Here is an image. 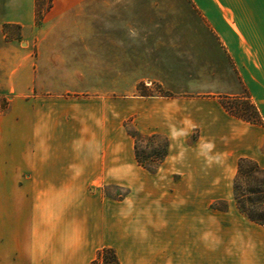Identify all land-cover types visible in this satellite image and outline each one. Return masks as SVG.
Wrapping results in <instances>:
<instances>
[{"label":"crops","instance_id":"obj_1","mask_svg":"<svg viewBox=\"0 0 264 264\" xmlns=\"http://www.w3.org/2000/svg\"><path fill=\"white\" fill-rule=\"evenodd\" d=\"M195 1L234 70L162 96L134 95L127 23L102 75V0H53L40 24L37 0H0V264H92L104 248L120 264H264V224L233 191L241 159L264 170V0ZM244 94L261 124L224 106ZM128 123L168 139L156 173Z\"/></svg>","mask_w":264,"mask_h":264},{"label":"rangeland","instance_id":"obj_2","mask_svg":"<svg viewBox=\"0 0 264 264\" xmlns=\"http://www.w3.org/2000/svg\"><path fill=\"white\" fill-rule=\"evenodd\" d=\"M126 2L133 3L132 10H126ZM102 3V75L110 73V50L116 52L115 47L120 43V40L123 45L126 44V32L125 30L119 31L116 28L117 24L132 25V32H127V35L130 39L128 42L132 41L133 43L134 51V95L167 96L171 94V90L204 92L214 89V86L207 85L204 79L193 82L190 75H214L223 70L224 72L234 70L205 16L196 6L195 0H102ZM52 6L53 0H37V7H39L37 8V22L39 24L44 18L43 15ZM154 75L163 77L157 82L151 79ZM103 82L108 83L110 80H103ZM247 95L224 96L223 104L224 106L230 104L232 107H237L238 104L247 105V100L238 101V98H245ZM248 113L251 114L250 111ZM127 131L130 135L135 132L140 133L131 123L127 124ZM142 135L148 136V134ZM162 143H164L163 140L155 139L139 141V153L143 158L149 160L150 168H159L161 165L157 160L159 147L162 146ZM156 172L157 169L151 173ZM169 178L171 182L182 179L177 175L166 177L163 181L170 182ZM234 183L235 180L233 181L235 197ZM239 187L241 188L239 195L242 204L248 209L256 210V215L264 219V173L254 172L252 180L243 178ZM249 190L262 192L251 194L248 192ZM243 193L246 195L244 198L241 196ZM115 194L119 200H122L129 193L118 191ZM168 194L172 195L173 191L167 192ZM214 209L227 210V204L217 201L214 204Z\"/></svg>","mask_w":264,"mask_h":264},{"label":"trees","instance_id":"obj_3","mask_svg":"<svg viewBox=\"0 0 264 264\" xmlns=\"http://www.w3.org/2000/svg\"><path fill=\"white\" fill-rule=\"evenodd\" d=\"M39 6V4H38ZM39 8V7H38ZM45 15V14H44ZM43 15V17H44ZM39 17V16H38ZM42 19V18H41ZM40 19V21H41ZM247 100V105H237V107H232L230 104H225V107L227 110L234 116L238 117L241 120H244L246 122H250L252 124H261L262 119L260 117L259 111L257 110L256 106L252 103L250 97L247 95L245 98L240 97L238 98V101H243ZM251 112L249 114L248 112ZM131 136L135 139V152H136V158L138 163L149 170L150 172H155L157 167L155 168H150L149 166V160L147 158H143L141 154L139 153V141L142 139H150V140H163L164 143H162V146L159 147L158 151V160L160 164L164 162V160L167 158L169 154V141L167 138L159 136V135H148L144 136L138 132L131 133ZM148 137V138H144ZM156 161V160H155ZM154 161V162H155ZM153 162V161H152ZM248 166V168H247ZM254 172H263L264 170H261L258 165L253 162L252 160L249 159H241L239 161L238 165V173L235 179L234 187H235V200L237 201V204L239 206V209L243 214H245L251 221L256 222L258 224H264V219L260 218V216L256 215V210H251L248 209L244 204H242L240 200V187L239 183L243 178H248L251 179L253 178V173ZM242 192H247V191H242ZM251 194H257L262 191H256V190H249L248 191ZM243 198L246 197L244 193L241 195ZM92 264H120L119 258L117 256V253L114 249L112 248H104L99 251L97 258L93 261Z\"/></svg>","mask_w":264,"mask_h":264}]
</instances>
